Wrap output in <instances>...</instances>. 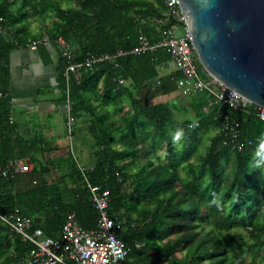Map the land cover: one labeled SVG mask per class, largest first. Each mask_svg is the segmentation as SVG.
<instances>
[{
	"label": "trees",
	"instance_id": "16d2710c",
	"mask_svg": "<svg viewBox=\"0 0 264 264\" xmlns=\"http://www.w3.org/2000/svg\"><path fill=\"white\" fill-rule=\"evenodd\" d=\"M167 10L166 0H0V165L34 162L30 170L0 173V214L19 208L55 238L72 212L84 228L98 227V209L71 144L38 153L31 136L12 120L10 53L48 34L65 38L76 61L127 51L70 78L73 136L90 138L97 156L87 174L110 191L109 212L128 249L121 264H256L259 256L264 260V180L254 158L264 119L204 90L184 93V105L148 103L138 96L143 88L157 95L174 88L170 77L179 87V70L161 73L171 61L166 47L132 51L140 46V34L154 44L179 22ZM30 12L42 19L40 32L28 28ZM200 71L206 76L202 66ZM59 81L65 100L63 57ZM227 118L240 122V139L252 144L237 149L226 142ZM208 126L218 131L205 153H196L200 132ZM177 132L182 135L175 143ZM54 171L59 177L49 179ZM32 246L0 217V264H26Z\"/></svg>",
	"mask_w": 264,
	"mask_h": 264
},
{
	"label": "built area",
	"instance_id": "2783aa9c",
	"mask_svg": "<svg viewBox=\"0 0 264 264\" xmlns=\"http://www.w3.org/2000/svg\"><path fill=\"white\" fill-rule=\"evenodd\" d=\"M168 10L166 15H175L179 22L185 21L179 0H166ZM2 16H0V21ZM177 24L172 25L167 30L164 39L152 44L145 34H140V46L132 51L137 52L146 49H153L164 46L171 53V61L181 72L179 87L184 93L195 90L208 91L217 100L230 103L237 109L252 111L258 117L264 119V106L250 101L247 97L229 87L227 84L214 76H204L201 74V62L194 56V43L190 33L186 36L178 37L175 35ZM57 43L61 47L63 57V69L66 76V97L64 100L66 125L68 136L72 140L75 117L73 115L72 98L70 92V78L78 76L82 69L93 70L94 66L105 60H113L126 53L119 49L115 53H102L87 56L82 61H76L71 45L63 37L55 40L48 34L31 41L34 47L42 43ZM160 83V79H158ZM227 134L226 141L237 149H243L252 144L253 140L240 139V122L234 118H227L224 124ZM19 161H10L0 165V173L8 176L11 173L20 171ZM79 167L85 176L88 186L92 192L93 202L98 209L99 221L96 229H86L77 220L75 212L69 214L64 224L62 234L55 238L46 235L44 230L35 226L34 219L16 208L10 215H2V220L10 226L17 234L21 235L26 241L33 244L27 257L24 259L26 264H121L128 253L126 242L118 237L116 232V218L109 212L110 191L99 184L90 181L87 169L79 163ZM22 170H26L22 169ZM142 247L145 242L137 243Z\"/></svg>",
	"mask_w": 264,
	"mask_h": 264
},
{
	"label": "water",
	"instance_id": "95a60500",
	"mask_svg": "<svg viewBox=\"0 0 264 264\" xmlns=\"http://www.w3.org/2000/svg\"><path fill=\"white\" fill-rule=\"evenodd\" d=\"M194 56L214 76L253 103L264 106V0H179Z\"/></svg>",
	"mask_w": 264,
	"mask_h": 264
},
{
	"label": "crops",
	"instance_id": "0c3cea01",
	"mask_svg": "<svg viewBox=\"0 0 264 264\" xmlns=\"http://www.w3.org/2000/svg\"><path fill=\"white\" fill-rule=\"evenodd\" d=\"M61 59L60 46L53 42L34 47L29 40L10 53L9 94L12 101V120L18 124L20 133L31 136L33 150L37 152L42 147L71 144L59 81ZM173 72L178 73V69L172 61L161 67L162 74L169 75ZM170 80V86L174 88H164L159 95L143 88L138 91V96L153 102L164 101L154 99L179 89L171 77ZM75 141L82 150L85 141L79 138ZM22 161L28 167L29 163L34 164L30 158Z\"/></svg>",
	"mask_w": 264,
	"mask_h": 264
},
{
	"label": "rangeland",
	"instance_id": "374dc122",
	"mask_svg": "<svg viewBox=\"0 0 264 264\" xmlns=\"http://www.w3.org/2000/svg\"><path fill=\"white\" fill-rule=\"evenodd\" d=\"M29 23H28V28L30 30H32L33 32H40L42 30V19L38 18L35 14H33V12H30L29 17H28ZM52 21V16L51 14L48 15L46 22L51 23ZM164 100V101H174L176 100L180 105H184L185 104V98H184V92L183 90L179 87L178 90L166 94V95H162L157 97L154 100ZM153 101L148 100V103H151ZM76 122V120H75ZM74 128H75V124H74ZM73 128V129H74ZM218 131V129L214 126H208L206 128H204L199 135V141H198V148L196 150V153L202 154L205 153V151L207 150V147L210 143V138L211 135L215 134ZM176 133H174V137H175ZM88 136V135H87ZM85 138V137H84ZM82 140V139H81ZM85 143L83 144V149L80 150V148L77 147L76 141H75V137L73 136L72 140L70 139L71 142V146L73 147L74 150V154L77 156L78 159V163H80L82 166H84L85 168H89L92 164H94L97 161V156L92 155V150L89 144L90 138H85L84 139ZM175 143H178L179 141H175ZM179 147V146H178ZM161 157L164 158L165 155L163 152L160 153ZM192 160L195 159V155L191 158ZM19 161V164H21L19 166V169H28L30 170L33 167L32 163H29V167L25 166V164L23 163V161L17 160ZM231 162V158L229 159H224V166L226 168L229 167ZM254 162H256L258 164V169H256V171H262V176H263V180H264V134L262 136V143L259 147V149L257 150L256 154H255V158H254ZM49 179H56L59 177V173L57 171H54L52 174H49ZM237 229L239 231H245L247 234L248 231L246 229H244L242 226L237 227ZM184 253V250L179 249L178 250V254L182 255ZM251 259V256H248V260ZM256 264H264V260L261 259V257L259 256L256 260Z\"/></svg>",
	"mask_w": 264,
	"mask_h": 264
},
{
	"label": "clouds",
	"instance_id": "9594fccd",
	"mask_svg": "<svg viewBox=\"0 0 264 264\" xmlns=\"http://www.w3.org/2000/svg\"><path fill=\"white\" fill-rule=\"evenodd\" d=\"M182 133L181 132H177L175 137H174V140L175 141H179L180 140V137H181Z\"/></svg>",
	"mask_w": 264,
	"mask_h": 264
}]
</instances>
